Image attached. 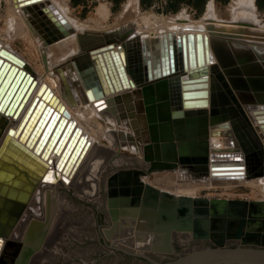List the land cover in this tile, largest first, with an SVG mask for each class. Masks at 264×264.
<instances>
[{
    "label": "water",
    "instance_id": "obj_1",
    "mask_svg": "<svg viewBox=\"0 0 264 264\" xmlns=\"http://www.w3.org/2000/svg\"><path fill=\"white\" fill-rule=\"evenodd\" d=\"M61 22L74 31L64 18ZM167 35L172 38L169 32L143 40L146 77L156 81L142 88L141 128L130 117L137 139L133 136L132 141L150 163L147 170L126 167L136 166L132 155L95 140L71 120L50 87L12 63L25 65L0 44V81H6L4 74L11 80L2 104L6 106L15 95L16 106L25 92L0 137V264H152L143 258L154 264H264L263 248L228 246L264 236V200L176 195L141 180L156 169L174 168L197 179L243 174L235 171L239 168H246L250 176L264 175V163L250 143L228 137L232 134L225 106L229 101L222 100L211 117L205 107L210 79L227 87L229 81L250 108L259 110L258 105H264V72L231 67L223 56L226 51L232 55L229 48L216 53L220 65L213 62L200 35L196 47L194 35L189 34V41L183 36L178 48ZM115 38L119 36L107 32L79 34L80 45L92 48L90 54L98 57L102 67L98 72L104 73L101 85L84 79L87 94L96 99L99 109L107 106L103 97L108 90L133 83L123 66L122 46L115 51L113 43L101 45ZM3 54L10 59L3 61ZM178 64L182 72L176 77L178 92L173 97L167 78ZM3 88L2 84L0 92ZM249 90L254 94L246 93ZM121 99L118 95L109 102ZM108 134L119 146L117 135ZM212 135L221 137L225 147L210 146ZM142 195L139 214L131 209L121 212L122 204L131 200L139 204ZM119 213L138 217L140 226L145 222V228L152 230L157 241L150 250L129 245L124 235H118ZM180 233L194 240H212L216 246L185 249L174 259L159 254L174 253V237Z\"/></svg>",
    "mask_w": 264,
    "mask_h": 264
},
{
    "label": "bare ground",
    "instance_id": "obj_2",
    "mask_svg": "<svg viewBox=\"0 0 264 264\" xmlns=\"http://www.w3.org/2000/svg\"><path fill=\"white\" fill-rule=\"evenodd\" d=\"M9 1L10 0H8V2ZM11 1L13 3L10 11L13 17L9 15L11 18L8 21V29L3 31V33H0V44L2 48L8 50L9 54L14 57L16 56L15 59L24 61L25 65L11 60L12 63H16L18 68L26 70V72H30V74L33 75V78L39 76L43 83H46V86L50 87L53 91V95H56L58 101L63 103L67 110V116L71 120H75L77 124L81 125L95 140L102 143L104 140H108L111 144H107L106 142L104 144L121 151L124 148L134 153L137 152L140 148L138 145L136 146L134 141H132V137L134 136L135 139L136 137L134 135V127L132 124L133 120L130 117L133 116V118L138 122L137 126L141 128L140 120L145 116L142 88L144 85L156 81L154 78L150 80L146 77V68L144 64L146 55L143 52V40L146 39L145 35L142 37L140 36L142 38L141 39L139 37L140 34H138L140 33L139 31H128L125 34L122 33L123 36L120 35L119 32H116L115 34L119 36L118 39L115 38V40L105 41L101 44L107 45L113 43L115 45V51L118 50L119 45L122 46L125 56V63L123 62V66L126 70L128 79L132 80L134 84L130 83L125 86L121 83V88L119 90L114 87L113 89L108 90L103 97L104 103H106L107 106L103 109H99L98 105L95 104L96 99H93L89 94H87V84H85L84 79L90 78L94 82H98L99 85H101L100 76H104V73L102 74L101 72L99 74L98 72L102 69V67L100 66L98 57H93V55L90 54L89 51L92 48H88L87 46L82 47V45H80L79 34H83L84 32H97L98 34H103L102 32H98V30H96V28H102L103 26L102 13H99V17L96 18V27L91 29L86 25L79 24L75 20L67 17L65 13L66 11L59 10L60 7L54 6V8L56 7L58 10L54 13L51 12L53 8H50V6L52 4L48 7L46 2L43 0ZM210 6L207 20H220L215 13L213 5ZM251 6L253 7V1L246 0L245 4H240L238 7L239 9L237 8L238 11L240 10L239 14L241 15L242 20H245L248 17L254 18V16H256L255 12H252V14L250 13L253 11ZM66 7L67 6L64 8ZM234 10L236 11V8ZM236 15H238V13H236ZM61 18H64L74 31L71 32L70 30H66L61 22ZM237 20L235 19V21ZM244 22L247 21L245 20ZM200 24V26L190 27L189 29L186 28L188 30L182 29L174 31L173 33L171 32L172 38L170 39L167 35V40H172L173 44H175L178 48L179 41L183 36H186V40L189 41L188 35L193 34L194 39L192 40V43L196 47L198 42L197 35H200L202 37L204 52H206L205 48L208 47L210 59L213 62L219 64L216 53L229 48L232 50V55L229 56V53L226 51L223 53V56L230 63L231 67L238 66L241 69L247 67L248 71L254 70L253 72L256 71V74L264 72V31L257 29V27L250 29L252 27L249 28L247 26L237 24L228 25L224 22L220 24H212L213 26L208 25L207 22ZM246 24L248 25V22ZM168 33L149 34V40L156 37L160 38L163 34ZM248 33L252 37L251 40L246 39ZM18 37L27 39L28 43L39 52L44 75L41 74L42 76H40L35 73L28 62L10 46V40ZM217 38L220 39L217 40ZM1 57H3V61L10 59L4 54ZM220 68L222 71V66H220ZM5 69L7 72L8 68ZM181 72V65L178 64L177 70L174 73H171L167 78L169 82L168 87L173 97H176L178 92L176 77L181 75ZM223 75L226 78V74L224 73ZM237 75L240 76L239 74ZM244 75L247 77L246 74ZM3 79L6 81H0V87L2 84L4 85L3 90L0 92V137L10 124L16 107L21 102L25 93L24 92L22 94V97L19 99L16 106H14V103L18 100V98H16L15 95L8 99L5 106V104H2L3 95L8 92L11 80H9L6 74L2 76V80ZM227 83L229 88L227 85H224L222 81L211 83V80H208L205 106L209 111L208 115L211 117L214 114L216 108L221 106L220 102H222V100L226 99L229 101L225 104L230 115L229 129L232 130V134L228 137L240 138L242 142L250 143V145L255 149V153L261 157L262 162L264 163V142L261 139V136H264V128L261 127V124L264 123V112H260V110H264V105H258L259 110L250 108L240 97L241 91L234 89L229 81ZM68 92H70L69 97L66 96ZM14 93L17 94L18 90L15 89ZM246 93L254 94V91L249 90ZM118 95L122 97L121 101L114 103L109 102L112 98ZM4 103H6V101ZM13 106L14 109L11 111L10 109ZM246 110H249L248 112L255 117L256 121L252 119L250 114V116L248 115ZM177 113H179V109L175 112V114ZM118 117L119 120H117ZM100 119H102V122ZM252 121L256 123V131L254 130ZM92 122L95 123L93 124L94 128L90 126L92 125ZM123 128H127L128 131L126 132L125 130H121ZM109 132H114L117 135V138L120 140L119 146H115L112 142L108 134ZM219 139L222 138L216 135L210 136V146H218L217 141ZM224 147L225 146L223 145L219 148ZM140 152H142V150H140ZM134 158L135 157L133 156V159ZM149 164V162H144L143 165L149 167ZM147 169L148 168H145V170ZM155 171L158 176H156L153 180L148 178V174L150 173H147L144 176L145 178L141 176V180L144 184L154 186L160 191H168L176 195L188 196H198L201 189L210 188L212 183L207 180L208 178L209 180H220L224 178L239 180L255 177L250 176L247 173L246 168L235 169V171L243 172V174L240 175L220 177H213L210 175L208 178L202 179L193 178L189 176L185 170L180 168H174L172 170L156 169L153 172ZM143 196L144 195L140 197L141 200L139 204L133 203L132 200L128 205L122 204L123 209L121 212L125 213L128 209H131L133 212H138L139 214L142 208ZM159 199H162V197L159 196ZM119 217H121V219H119L118 235H124L127 244L144 249H150L151 245L157 241L152 230L145 228V222H141L142 225H139L140 221L138 217L133 219L132 217L128 218L122 214H120ZM123 227L125 229H123ZM179 237L181 240L190 238L187 233H180Z\"/></svg>",
    "mask_w": 264,
    "mask_h": 264
},
{
    "label": "rangeland",
    "instance_id": "obj_3",
    "mask_svg": "<svg viewBox=\"0 0 264 264\" xmlns=\"http://www.w3.org/2000/svg\"><path fill=\"white\" fill-rule=\"evenodd\" d=\"M0 33L8 29V21L13 17L10 8L12 1L0 0ZM6 1V2H5ZM48 7L53 8L51 12L65 10L67 17L75 20L79 24L86 25L93 29L96 27L99 13H102V28H96L98 32H107L112 34L119 32L123 36L126 32L139 31V37L145 35L149 39V34L152 33H168L178 30H188L190 27L200 26V23L207 22L208 25L213 26L215 23H222L228 25H241L256 28L264 31V0H250L253 1L251 11L256 16L248 17L242 20L240 10L237 8L240 4H245L246 0H43ZM49 1V2H48ZM9 3V4H8ZM50 3V4H48ZM235 4V5H234ZM210 5H213L215 13L220 20H207V15ZM54 6H56L54 8ZM67 6L66 8H64ZM236 6V7H235ZM8 7V8H7ZM62 8V9H61ZM236 8V11L234 10ZM239 9V8H238ZM250 9V10H251ZM234 10V11H233ZM9 12V13H8ZM63 12V11H62ZM235 12V13H234ZM238 13V15H236ZM11 15V16H9ZM8 16V17H7ZM7 17V18H6ZM239 17V18H238ZM234 18V19H232ZM241 18V19H240ZM153 19V20H152ZM223 19V20H221ZM235 19L237 21H235ZM150 20V21H149ZM242 20V21H240ZM222 21V22H221ZM155 24V25H154ZM186 26V27H185ZM185 27V28H184ZM246 27V28H247ZM188 28V29H186ZM248 29V28H247ZM123 33V34H122ZM130 37V36H125ZM140 37V38H141ZM142 39V38H141ZM247 40L252 37L248 33ZM11 41V47L15 52L21 55L31 66L33 71L38 75H44L43 66L41 65V57L39 52L28 43L27 39L23 37L14 38ZM42 74V75H41ZM70 96V92L67 93ZM244 109V108H243ZM249 111V110H248ZM248 113V115L250 114ZM251 115V114H250ZM249 115V116H250ZM252 116V115H251ZM251 118V117H250ZM252 119L255 117L252 116ZM102 122V119H100ZM253 122V121H252ZM94 122L90 125L94 128ZM104 125V124H103ZM254 130L256 131V123L253 122ZM90 127V128H91ZM121 130L128 131L127 128ZM259 134V133H258ZM264 142V136H261ZM111 144L108 140L103 143ZM217 145L223 146L222 139L217 141ZM123 152L134 156L135 165L144 166L143 155L140 151L132 152L127 149H122ZM172 170V169H171ZM158 176L157 172L148 174V178L153 180ZM144 177V176H143ZM242 177V176H240ZM145 178V177H144ZM236 179V178H235ZM211 182L210 188H203L200 190L198 196H204L210 199L227 198V199H242V200H264V175L255 176L247 179H229L224 178L220 180H209ZM206 180V181H207ZM234 180V181H233ZM232 181V182H231ZM105 200V199H104ZM123 229H125L123 227ZM125 231V230H124ZM179 235V234H178ZM177 234L174 237L176 238ZM179 238H177V242ZM180 246V245H179ZM184 247V246H183ZM178 247V251H185L189 247ZM150 250V249H148Z\"/></svg>",
    "mask_w": 264,
    "mask_h": 264
},
{
    "label": "flooded vegetation",
    "instance_id": "obj_4",
    "mask_svg": "<svg viewBox=\"0 0 264 264\" xmlns=\"http://www.w3.org/2000/svg\"><path fill=\"white\" fill-rule=\"evenodd\" d=\"M126 167H129L130 169H144L145 168H148L146 166H129L127 165ZM114 171L110 172V175L113 173ZM109 175V176H110ZM106 177L108 176V174L105 175ZM108 176V177H109ZM108 181V180H107ZM102 192H103V196H104V199L106 201L107 199V195H108V183H105V180H104V183H103V189H102ZM107 205V204H106ZM108 213V212H107ZM177 238H179L178 242H177ZM187 240V241H186ZM186 240H181V238L179 237V235L177 234L175 240H174V248H175V252L174 253H166V252H161L159 254L165 256V257H172V259L178 257L180 254L184 253V251H178V247H183L185 248L186 246L189 247L191 250H194V249H197V248H202V247H215V243L212 241V240H194L192 239L191 237L190 238H187ZM248 240V243L244 242V241H232L228 244V246L230 247H237V246H248V247H254V248H263L264 249V236H262L260 239H256L254 238L252 241V238L251 237H248L247 238ZM106 241V239H105ZM253 242L252 243H250ZM180 245V246H179ZM131 255V254H130ZM133 256V255H132ZM136 258H139L138 256H135ZM144 260H147L148 262L154 264L152 261L148 260L147 258H143Z\"/></svg>",
    "mask_w": 264,
    "mask_h": 264
}]
</instances>
